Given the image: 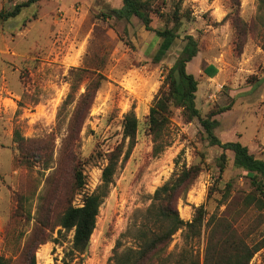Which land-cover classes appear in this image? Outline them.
Segmentation results:
<instances>
[{
    "label": "rangeland",
    "instance_id": "obj_1",
    "mask_svg": "<svg viewBox=\"0 0 264 264\" xmlns=\"http://www.w3.org/2000/svg\"><path fill=\"white\" fill-rule=\"evenodd\" d=\"M25 0H0L11 9ZM159 0L151 13L153 29L175 24L173 3ZM122 0H39L21 14L0 20V255L21 264L28 240H48L35 250L37 264H63L71 248L73 231L58 225L70 201L81 205L84 195L101 183L109 153L127 148L123 118L134 111L139 119L136 143L121 163L104 198L96 228L82 264H113L118 241L134 244L141 212L155 190L184 165H198L200 173L178 201V211L190 221L204 206L201 236L190 242L203 264L211 225L210 216L222 217L248 243L264 240V210L246 198L258 194L247 171L234 165V154L212 145L198 117L188 120L183 108L173 107L159 154L147 126L155 98L167 89V75L192 35L199 52L188 64L198 75L199 64L216 62V77L199 79L196 104L201 116L225 106L214 116L222 141L240 140L264 159V10L259 0H183L179 37L161 60L154 56L161 43L137 17H103ZM171 12V16H170ZM90 76L100 82L89 113L78 134H68L72 111ZM74 101L59 117L71 90ZM28 144L27 164L15 138ZM226 153L223 172L220 156ZM47 165L48 168L43 167ZM84 169L86 184L76 190L74 172ZM186 245L182 229L164 255L174 260ZM168 264V263H167ZM173 264V263H171ZM250 264H264V246Z\"/></svg>",
    "mask_w": 264,
    "mask_h": 264
},
{
    "label": "trees",
    "instance_id": "obj_2",
    "mask_svg": "<svg viewBox=\"0 0 264 264\" xmlns=\"http://www.w3.org/2000/svg\"><path fill=\"white\" fill-rule=\"evenodd\" d=\"M39 0H25L15 4L11 9H0V20L6 21L16 17ZM121 7L110 8L103 13V17L130 20L137 17L147 30L156 32L161 38V43L154 56L155 60H161L163 56L173 46L179 37L178 29L181 20L180 6L183 0L173 3L172 18L175 22L173 26L161 29H153L151 26V13L160 4L159 0H122ZM260 8L264 10V0H259ZM171 16V12H170ZM187 43L180 56L170 69L166 84L167 89L160 93L154 100L147 117V126L154 142V153L159 154L166 146L170 145L169 140H165L166 129L171 122L173 107H181L188 120L198 117L203 125L206 134L212 145L220 146L224 151L230 150L234 154V165L247 171V175L252 179L255 191L258 194L249 195L246 198L248 205H255L258 209L264 210V159L253 154L249 147L240 140L222 141L217 135L219 120L214 116L222 113L230 107L227 105L216 111H211L206 117L201 116L200 109L196 104V93L199 88V79L188 71L187 65L199 52L198 41L192 36H187ZM264 49V43L262 45ZM90 76H83V82ZM100 87V82L90 77L86 84L85 91L80 95V99L72 111L68 124V134H78L83 125L89 110L93 104L96 93ZM79 86L71 85V90L65 98L59 117L63 110L71 104ZM123 138L128 141L124 151L122 147H117L109 153L108 160L102 171L101 183L95 191L84 195L81 205H75L72 201L64 209L59 217L58 225L67 231H73L71 248L65 253L62 259L63 264H82L92 234L96 228L97 217L100 206L104 198L108 195L110 187L114 182L119 165L129 158L136 143V136L139 130V119L134 111H129L123 118ZM23 158L30 164L32 158L28 156V144L31 140L26 139L16 133ZM220 172L224 171L226 164V153L220 156ZM47 169L48 166L43 167ZM200 173L198 165H184L174 176L159 186L153 196L151 203L141 212V222L136 233L134 231V244L123 246L122 241H118L114 248L112 260L113 264H201L200 257L195 254L191 247V241L201 236L203 222L206 218L204 206L196 208L193 218L184 220L178 211V201L182 198L195 182ZM75 188L81 190L86 184L84 169L77 167L74 172ZM207 224L211 225L208 241L205 249L203 264H250L254 254L264 246V240L248 243L246 239L237 234L236 229L222 217L210 216ZM183 231L186 245L181 249L174 260L170 256L164 255L173 240L174 234L179 230ZM48 235L43 232L38 241L28 240L26 246L19 256L21 264H37L35 250L39 244L48 240ZM0 264H16L10 257L0 255Z\"/></svg>",
    "mask_w": 264,
    "mask_h": 264
},
{
    "label": "crops",
    "instance_id": "obj_3",
    "mask_svg": "<svg viewBox=\"0 0 264 264\" xmlns=\"http://www.w3.org/2000/svg\"><path fill=\"white\" fill-rule=\"evenodd\" d=\"M198 66H199V68H198V75L194 74L196 77H198V76L201 77L203 75V77H206V79H212V78L216 77V75L219 72V66L214 61L213 62L212 61L209 62L203 68H202V66L200 64ZM187 68H188V65H187Z\"/></svg>",
    "mask_w": 264,
    "mask_h": 264
}]
</instances>
